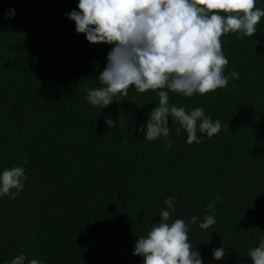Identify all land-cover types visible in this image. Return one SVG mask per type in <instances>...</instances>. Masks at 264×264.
Instances as JSON below:
<instances>
[{
    "label": "trees",
    "instance_id": "16d2710c",
    "mask_svg": "<svg viewBox=\"0 0 264 264\" xmlns=\"http://www.w3.org/2000/svg\"><path fill=\"white\" fill-rule=\"evenodd\" d=\"M0 264H264V0H0Z\"/></svg>",
    "mask_w": 264,
    "mask_h": 264
}]
</instances>
